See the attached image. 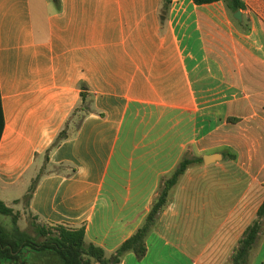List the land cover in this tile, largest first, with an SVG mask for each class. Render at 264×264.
<instances>
[{
    "label": "crops",
    "instance_id": "0c3cea01",
    "mask_svg": "<svg viewBox=\"0 0 264 264\" xmlns=\"http://www.w3.org/2000/svg\"><path fill=\"white\" fill-rule=\"evenodd\" d=\"M241 2L236 19L223 2L0 0V201L14 210L41 174L30 215L113 254L186 152L221 154L122 264H226L264 203V0Z\"/></svg>",
    "mask_w": 264,
    "mask_h": 264
},
{
    "label": "trees",
    "instance_id": "16d2710c",
    "mask_svg": "<svg viewBox=\"0 0 264 264\" xmlns=\"http://www.w3.org/2000/svg\"><path fill=\"white\" fill-rule=\"evenodd\" d=\"M173 0H162L163 11H168ZM198 6L223 2L230 14L243 9L241 0H192ZM82 105L75 110L73 116L78 117L81 125L84 114L90 112L88 92L82 88ZM82 113L81 116H77ZM230 123L239 120L230 119ZM5 119L0 92V142L4 133ZM69 137L66 128L60 133L51 149H55ZM236 160V156H228ZM47 161V158H46ZM203 156H193L186 152L176 168L161 179L157 196L150 210L136 233L126 240L115 253L108 254L103 248L87 243L85 228H68L62 225L50 226L35 221L33 227L35 237L18 227V217L15 211L0 201V215L10 223L0 221V264H122L128 254H134L139 261L146 258L148 253L147 241L157 228L164 211L174 198L175 191L181 180L191 168L203 166ZM41 174L33 181L28 195L24 198L29 202L39 182ZM264 232V203L260 207L256 219L247 228L234 253L226 264H251L254 253Z\"/></svg>",
    "mask_w": 264,
    "mask_h": 264
},
{
    "label": "rangeland",
    "instance_id": "374dc122",
    "mask_svg": "<svg viewBox=\"0 0 264 264\" xmlns=\"http://www.w3.org/2000/svg\"><path fill=\"white\" fill-rule=\"evenodd\" d=\"M82 113H79L77 116H81ZM75 120H78V117L74 118ZM191 155L194 156V153H191ZM15 214H17V221H18V227L22 231L28 232L30 235L35 237V230L33 227V223L35 222L30 215V213L27 211L25 199L22 200L21 203L17 204V206L14 208ZM0 221L2 223H10V220H6L3 216L0 215ZM39 223V222H38Z\"/></svg>",
    "mask_w": 264,
    "mask_h": 264
},
{
    "label": "water",
    "instance_id": "95a60500",
    "mask_svg": "<svg viewBox=\"0 0 264 264\" xmlns=\"http://www.w3.org/2000/svg\"><path fill=\"white\" fill-rule=\"evenodd\" d=\"M234 17L236 19H240L241 13L237 12ZM163 19H164V17H163ZM203 160H204V164L208 166V165H211V164H214V163L221 161L222 155L221 154H212V155L204 156Z\"/></svg>",
    "mask_w": 264,
    "mask_h": 264
}]
</instances>
